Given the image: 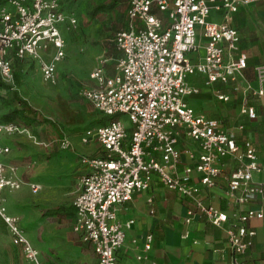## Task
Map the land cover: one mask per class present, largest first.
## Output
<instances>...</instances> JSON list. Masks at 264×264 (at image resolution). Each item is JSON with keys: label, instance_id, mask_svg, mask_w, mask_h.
I'll list each match as a JSON object with an SVG mask.
<instances>
[{"label": "built area", "instance_id": "1", "mask_svg": "<svg viewBox=\"0 0 264 264\" xmlns=\"http://www.w3.org/2000/svg\"><path fill=\"white\" fill-rule=\"evenodd\" d=\"M0 80L13 79L14 61L40 57L51 47L54 54L42 61L40 72L46 82L55 83L56 64L64 56L62 26H75L77 19L69 10L76 0H0ZM256 0H130L126 11L127 27L114 36L120 51L115 72L106 76L102 61L91 71L95 81L83 88L81 95L106 121L84 130L82 142L96 140L103 148L101 156H83L86 167L80 177L81 189L74 199L75 230L88 242L97 264H119L117 250L125 238V228L132 219L121 223L118 208L135 192L147 190L156 177L167 189L192 199L185 221L204 216L211 224L220 226L228 219L225 211L205 204L199 197L201 187L216 186L220 176V161L231 156L237 167L226 177V188L232 193L241 190V202L262 194L261 185L252 184L255 172L264 173L253 143L245 139L237 143L234 133L221 123L195 111L188 96L199 88L188 77L200 74L206 85H226L246 67V55L238 52L239 32L226 22L208 20L211 9L225 14L238 10L239 5ZM205 39L203 56L192 61L188 54L197 49V29ZM257 87L252 97L264 105V63L255 67ZM219 100L229 95L218 89ZM244 96L241 112L256 118V108L247 104ZM125 115V122L120 116ZM239 129L243 128L239 125ZM12 122L0 123V133L18 131ZM129 131V132H128ZM194 141L196 148L179 144L180 134ZM62 148L69 141H60ZM9 147L0 144V217L7 225L11 240L20 246L27 261L43 264L39 250L26 237L19 217L11 214L3 203L5 189L16 190L23 182L6 173L3 155ZM190 164L178 171L181 158ZM198 176L193 182L192 175ZM33 191L38 186L30 184ZM262 210L247 209L237 216L238 223L227 230V243L234 264L253 245L255 231L246 226L252 218H261ZM153 235L147 234L143 248H151ZM142 259L141 256H138Z\"/></svg>", "mask_w": 264, "mask_h": 264}, {"label": "rangeland", "instance_id": "2", "mask_svg": "<svg viewBox=\"0 0 264 264\" xmlns=\"http://www.w3.org/2000/svg\"><path fill=\"white\" fill-rule=\"evenodd\" d=\"M129 1L68 2L77 24L62 26L64 56L56 64L55 83L44 81L40 72L41 62L51 60L54 54L51 47L40 57L14 61L13 79L9 83L0 80L4 84L0 85V123H7L1 116L18 106L10 87L58 124L53 127L15 120L12 123L19 130L6 136L10 143L7 164L24 183L19 190L6 191L3 203L19 217L43 264H96L91 245L75 230L73 203L84 172L80 159L88 154L84 150L94 147L82 142L83 129L104 118L81 90L92 85L89 73L96 63L110 55L116 57L114 36L128 24ZM0 4L8 5L4 1ZM119 118L126 121L125 115ZM62 139L69 141L68 148L61 147ZM29 183H35L37 191ZM0 264H34L25 260L20 246L12 242L1 217Z\"/></svg>", "mask_w": 264, "mask_h": 264}, {"label": "crops", "instance_id": "3", "mask_svg": "<svg viewBox=\"0 0 264 264\" xmlns=\"http://www.w3.org/2000/svg\"><path fill=\"white\" fill-rule=\"evenodd\" d=\"M208 20L216 23L226 22L238 30V52L245 53L246 67L241 74L236 76L235 82L226 85L213 84L209 86L205 84L203 75L189 76V83L198 87L199 92L189 95L188 102L196 112L218 120L223 129L234 133L238 144L241 145L245 139L250 140L256 149L258 161L264 165V105L258 98L250 95V90L257 87L255 67L264 63V0L241 4L237 11L227 14L221 10L211 9ZM126 27L127 24L124 28ZM197 35V49L188 54L192 61L200 59L204 54L205 39L202 36L201 28L197 29ZM115 50L118 51L116 46ZM119 57L120 51L115 58L110 55L104 59L102 66L106 76L114 74ZM90 73L89 78L92 80L90 87H92L95 85V81L90 77ZM216 89L229 95L228 101L219 100L215 94ZM246 95L248 96L246 103L256 108L255 119H249L246 114L241 112L243 99ZM103 118L98 124L106 121L104 116ZM124 122L130 128L128 122ZM239 125H242L243 128L239 129ZM88 128L90 127L83 129V132ZM7 134L0 133V144L9 147L10 152ZM88 143L94 144V147L88 151L84 150L88 153L87 156L103 155L104 150L96 140L92 139L86 144ZM178 146L181 148L197 147L194 141L182 133L179 136ZM9 152L2 157L7 168L6 173L21 180L20 174L13 172L11 165L7 164ZM189 164L186 157L181 158L178 171H182L184 166ZM220 164L221 172L216 186L201 187L198 197L205 204L225 211L228 215L225 223L215 226L204 216H196L186 223V212L193 206L192 199L165 188L156 177H153L147 190L135 192L129 201L118 208V220L121 223L129 219L133 220L131 226L125 228L124 242L117 250L118 263L234 264L233 254L227 243V230L238 223L237 216L240 213L251 208L262 210L263 216L261 218L252 217L246 222V226L255 231L254 243L245 254L238 258L240 264H264V173L255 172L252 178V184L261 185L263 193L253 195L247 202H241V190L230 193L226 188V177L236 169L237 161L231 156H226L221 159ZM82 166L85 172L86 167L83 164ZM192 179L193 182L199 183L197 175H192ZM30 184L35 183H29V186ZM6 191L13 190L5 189L2 196L6 194ZM149 233L153 235V240L151 248L145 251L144 240ZM138 256H141L142 259H139ZM94 258L97 264L95 254ZM25 260L27 259L25 258Z\"/></svg>", "mask_w": 264, "mask_h": 264}, {"label": "trees", "instance_id": "4", "mask_svg": "<svg viewBox=\"0 0 264 264\" xmlns=\"http://www.w3.org/2000/svg\"><path fill=\"white\" fill-rule=\"evenodd\" d=\"M0 85H4L0 83ZM11 93L18 103V107L13 108L12 110L8 111L4 115H2L1 119L6 120L7 122H12L15 120L21 121H29L31 123H39V124H46L51 126H56L57 123L50 118L44 116L40 111L32 107L29 102L20 96L15 88H10Z\"/></svg>", "mask_w": 264, "mask_h": 264}]
</instances>
